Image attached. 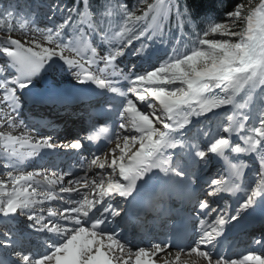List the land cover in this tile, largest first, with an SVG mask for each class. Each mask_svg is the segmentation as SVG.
<instances>
[{
  "label": "snow or ice",
  "instance_id": "snow-or-ice-1",
  "mask_svg": "<svg viewBox=\"0 0 264 264\" xmlns=\"http://www.w3.org/2000/svg\"><path fill=\"white\" fill-rule=\"evenodd\" d=\"M173 14L178 30L194 23L191 9L181 0H138L132 7L126 0H103L96 11L89 0L71 5L52 0L49 19L64 18L43 29L35 10L22 18L11 8L0 13V29L8 33L0 38V159L6 176L0 179V217L14 221L24 216L35 232L51 234L42 250L15 251L18 259L6 253L0 264H264V254L249 251L235 258L223 244L228 226L247 220L257 209L264 223V0H238L224 19L210 18L202 31L193 32L189 50L173 48L149 68L137 71L136 64L117 63L134 41L142 43L131 55L150 63L155 53L147 41L159 38L163 43ZM106 17L120 18L119 29L105 28ZM29 25H35L31 34ZM68 28L73 30L71 38ZM17 30L29 38L12 36ZM99 46L104 47L102 55ZM93 65L97 72L90 70ZM58 68L69 71L77 85H95L121 98L111 125L94 127L85 137L61 145L81 150L82 139L96 143L103 137L106 144L82 157L84 175L71 168L25 171L28 162L43 161L45 150L54 151L57 145L52 135L14 134L21 125L40 131L25 123L23 109L29 99L51 98L33 95L32 90L49 70ZM121 81L126 84L121 86ZM53 88L49 85V93ZM107 104L112 109L111 101ZM113 140L109 159L104 148ZM209 154L227 160L228 175L197 189L196 170L207 165ZM93 168L99 171L89 177ZM253 168L246 178L245 170ZM153 183L200 191L195 207L202 210L198 215L216 213L211 224L200 220L198 236L190 243L166 235L147 246H130L116 218L128 214L122 203L131 206ZM81 186L89 194L82 193ZM220 194L239 198L235 206L226 203L218 209L208 198ZM53 201L61 207H48ZM3 237L0 248L15 250L17 241L10 232ZM252 242L264 250V234Z\"/></svg>",
  "mask_w": 264,
  "mask_h": 264
},
{
  "label": "bare ground",
  "instance_id": "bare-ground-1",
  "mask_svg": "<svg viewBox=\"0 0 264 264\" xmlns=\"http://www.w3.org/2000/svg\"><path fill=\"white\" fill-rule=\"evenodd\" d=\"M39 7L41 8V6H39ZM42 9H45V8L42 7ZM36 13L39 16L38 22L39 23H42L43 22V16L46 15V13L44 12V10L43 11L38 10V8H37ZM31 32L32 31H30L29 34H31ZM37 36H38L37 38H39V35L38 34H37ZM20 37H21L22 40L29 38V37H26L24 35V32L23 31L20 32ZM157 52L158 51H155L154 52L155 55H154V57H153V59H152V61L150 63H142L138 57L133 58L130 55V52L128 50L127 51V54H125V56L121 57L118 60L119 61L118 63L122 67H124L126 65H130V64H139L137 66V69H136L137 71H139L141 69V67H143V68H149V67H151L153 64H155L157 62V59L158 58H162V55L159 54V53H157ZM90 70L93 71V72H97V66L96 65L91 66ZM125 70H127V69L125 68ZM97 74H99V73H97ZM47 75L45 76L44 79L40 80L37 83V85H44L45 86V85H48V84H55V85H58V86L61 87V86H64L66 83H69L70 81H75L74 76H72L69 71L66 72L64 74V76H61V81L52 79L50 76H47ZM65 75H67V77H65ZM73 78H74V80H72ZM78 110L83 115L78 118L77 125L73 126V129L74 130H80L83 127H85L86 124H88L87 123L88 115L85 112V106H83L82 108H80ZM25 111H26V113L27 112H39V107H31V108L25 107ZM50 111L53 114H56L57 113L56 116H58L59 113H61L62 111L64 112V111H68V110H66V109L53 108ZM55 117L50 116V115H45V114H42V113L41 114L36 113V118H38L40 120H46V123L45 124H41V125L35 124V123H33V118H31V117H28L26 123L29 124V125H34V126L40 127V131L39 132L35 131L34 128H27V129L25 128L24 129L22 127V125H21L17 129H15V133L14 134H20L22 132L29 131V132H31V134L34 137L52 135L53 136V142L57 145V148H59V146H61L62 143H60L61 141H58V138L59 137L57 135H55L54 132H55V130L59 126L62 125L61 118L58 117V120H56V124L51 123V126H49V127H42V125L49 124V119L51 120V119H54ZM2 130L8 131L9 129L5 128V129H2ZM120 143L122 144L123 141L121 140ZM115 144H116V141L113 143V145L111 147H109V148H107L105 150V152H109V159L111 158L110 157V149L111 148H114L115 147ZM117 155H118V153H117ZM101 159H104V156ZM0 163H2V159H0ZM38 169L39 168H34L31 171L38 170ZM1 171H3V167L0 164V172ZM49 171H53V170L49 169ZM196 171H197L198 177H202V179H201V188L206 189L207 188V183L206 182L209 181V171H207V170L203 171L202 165H200L199 168H197ZM95 173H96V169L93 168L91 172H88L87 173V175L89 177H92ZM0 179H6V176H4V178L1 177ZM69 179H74V176L73 177H65L64 183L67 184V181ZM97 179L99 180L100 177H97ZM80 191L82 193H84V194H89V190L83 188L82 186L80 187ZM73 195L75 196L76 194L73 193ZM89 198H91V196H89ZM49 206H50V204L48 205V207ZM9 228H11V229L14 230V233L11 236H12V239L13 240L17 241L16 249L13 250L11 248H8V249H4L3 250V248H0V256L5 255L6 253H11L12 254V257H14L15 259H18V257H16V255H15V251H19L20 248H22L23 250H26L27 248H34L35 250H38L41 247V245H42L43 237L44 236L45 237L48 236V235H45V234L35 235L34 233H31V231L29 229L31 227H29L28 222L26 223L25 221H24L23 225H21L20 222H18V223H14ZM159 228L161 230V227H159ZM126 231L130 233V235L132 236V240H135V242H137L138 244H142V237H140V236L143 235V234H151L150 236L154 235L155 237L154 238H151V240H158V239H160L159 237H160V234H161V231L160 232L159 231L156 232L154 230V228L151 227L150 225H148L146 222H142L141 224L138 223L137 225H133L132 223H129V224L126 225Z\"/></svg>",
  "mask_w": 264,
  "mask_h": 264
},
{
  "label": "trees",
  "instance_id": "trees-1",
  "mask_svg": "<svg viewBox=\"0 0 264 264\" xmlns=\"http://www.w3.org/2000/svg\"><path fill=\"white\" fill-rule=\"evenodd\" d=\"M64 3L71 5L74 0H63ZM130 7L135 6L138 0H126ZM238 0H181L182 4H187L192 11V21L194 23L185 24L183 28L177 29L176 20L173 18L170 21L171 31L165 32L164 36L170 46V49L176 48L179 51L182 49H189L193 46V41L195 39L193 32H200L206 27V22L208 19L213 18L215 20L224 19V14L231 10ZM248 3L249 0H244ZM258 0H251V3L255 4ZM89 3L93 11H96L102 4L103 0H89ZM94 19H99L95 17ZM110 21V23H109ZM121 24L120 18L106 17L104 20L105 28L111 27L112 29L118 30ZM131 27V25H129ZM166 29L168 24L165 25ZM69 34L68 38L73 35V30L71 28L66 29ZM171 49V50H172Z\"/></svg>",
  "mask_w": 264,
  "mask_h": 264
},
{
  "label": "rangeland",
  "instance_id": "rangeland-1",
  "mask_svg": "<svg viewBox=\"0 0 264 264\" xmlns=\"http://www.w3.org/2000/svg\"><path fill=\"white\" fill-rule=\"evenodd\" d=\"M16 1H18L17 3H16V5H15V7H14V9H13V7L11 6V5H9L8 7H6L5 6V3L2 1V0H0V13H2L3 12V10L5 9V8H11L14 12H16V13H18V18H22V17H24L25 16V14L26 13H28L29 11H31L32 10V7H29V8H24V9H20V7H18V4H19V2H20V0H16ZM25 1V0H24ZM30 2H31V4L32 5H34V4H36L38 7V10H41V11H43L44 10V12L46 13V15H44L43 16V22L42 23H40L39 24V27L41 28V29H43V28H45V26H52L53 24H55V23H59V22H62V16H60V15H57L56 16V22L54 21L52 24L50 23H48V16H49V11H47V8L49 9V7H50V5H51V3H52V0H50V1H44V0H30ZM36 2H38V4L36 3ZM258 2H259V0H258ZM257 2V3H258ZM39 6H41V8L39 7ZM45 6H47V7H45ZM42 7H44L45 9H42ZM26 10H28V12L26 11ZM0 18H2V16H0ZM52 19H50V21H51ZM37 22V21H36ZM15 23H18V20L17 21H15L14 22V24ZM35 27V25H29L28 26V32H30V31H32V29ZM86 31H87V29H86ZM20 32L21 31H19V30H17V31H13L12 33H11V35L12 36H14L15 38H20L21 39V37H20ZM7 35H8V33L6 32V31H4L3 29H0V38H7ZM39 35V34H38ZM38 37V36H37ZM93 43H94V45H95V39L93 40ZM154 44H159L160 46H162L163 48H164V50L165 51H163V49H159L158 47H155V48H153L152 50L155 52V51H158L157 53H159V54H161L162 55V53L164 52H166L167 51V45H165L164 44V42L163 43H161V41L159 40V39H155L154 40ZM98 52L102 55L103 54V52H104V47L103 46H99L98 47ZM126 54H127V51H126ZM167 58V56L164 58V59H166ZM120 59V58H119ZM118 59V60H119ZM60 63H62V62H60ZM103 65L102 64H100V67H102ZM65 68L67 67V66H64ZM66 72H68V71H64V70H60L59 68L58 69H56V70H49V72L46 74L47 76H50L52 79H55V80H58V81H61V76H64V74L66 73ZM63 74V75H62ZM65 77H67V75H65ZM74 79V78H73ZM2 163H3V161H2ZM2 163H0L1 164V166L3 165ZM3 171H4V169H3ZM3 171H1L0 172V176L2 177V178H4V175L2 176V173H3ZM0 177V178H1ZM51 206H53V203H51Z\"/></svg>",
  "mask_w": 264,
  "mask_h": 264
}]
</instances>
